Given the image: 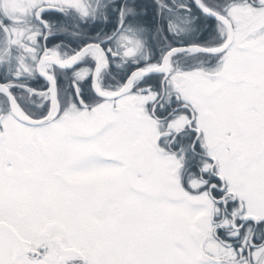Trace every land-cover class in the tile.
Listing matches in <instances>:
<instances>
[{
    "label": "snow or ice",
    "instance_id": "snow-or-ice-1",
    "mask_svg": "<svg viewBox=\"0 0 264 264\" xmlns=\"http://www.w3.org/2000/svg\"><path fill=\"white\" fill-rule=\"evenodd\" d=\"M0 264H264V0H0Z\"/></svg>",
    "mask_w": 264,
    "mask_h": 264
},
{
    "label": "flooded vegetation",
    "instance_id": "flooded-vegetation-1",
    "mask_svg": "<svg viewBox=\"0 0 264 264\" xmlns=\"http://www.w3.org/2000/svg\"><path fill=\"white\" fill-rule=\"evenodd\" d=\"M44 83H45L44 80L43 79H40V80H37L34 83H32L31 86L39 90V89H42L43 88Z\"/></svg>",
    "mask_w": 264,
    "mask_h": 264
}]
</instances>
